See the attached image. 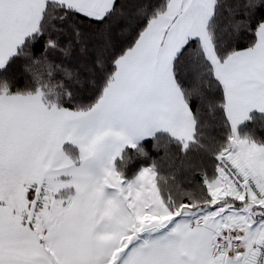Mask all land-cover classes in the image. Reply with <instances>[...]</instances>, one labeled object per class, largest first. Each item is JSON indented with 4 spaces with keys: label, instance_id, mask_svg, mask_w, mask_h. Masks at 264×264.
<instances>
[{
    "label": "snow or ice",
    "instance_id": "obj_1",
    "mask_svg": "<svg viewBox=\"0 0 264 264\" xmlns=\"http://www.w3.org/2000/svg\"><path fill=\"white\" fill-rule=\"evenodd\" d=\"M0 264H264V0H0Z\"/></svg>",
    "mask_w": 264,
    "mask_h": 264
}]
</instances>
